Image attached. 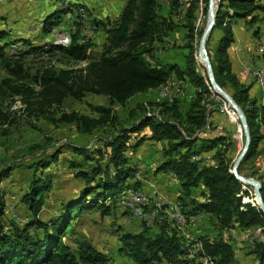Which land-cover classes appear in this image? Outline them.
I'll use <instances>...</instances> for the list:
<instances>
[{
    "label": "trees",
    "instance_id": "1",
    "mask_svg": "<svg viewBox=\"0 0 264 264\" xmlns=\"http://www.w3.org/2000/svg\"><path fill=\"white\" fill-rule=\"evenodd\" d=\"M171 1L173 8H181V0ZM208 1L184 2L187 8L181 17L185 21L176 17L186 29L184 65L178 62L164 63L156 56V44L164 41L177 25L172 17L160 15L158 0H127L114 22L96 20L99 27L104 28L106 40L103 51L94 59L88 56L92 41H79L83 14L73 15V7L77 4L68 3L43 21V29L49 33L70 12L78 27L70 45H39L23 37L9 39V32L0 29V62L18 80H24L27 73L20 57L7 54V47L12 42H24L32 53L54 55L59 52L82 64L79 68L46 67L38 71L34 78L37 88L27 81L13 84L11 79L5 80L13 93L22 94L29 104L33 98V103L40 110L61 105L67 98L82 99L90 93L105 95L110 102L125 105L138 94L157 92L172 76L184 79L197 88L194 97L185 105L181 98L173 102H159L154 95L151 98L160 107L161 118L144 110L128 125L121 123L116 113L105 105L93 107L97 116L63 113L61 121L77 123L86 132H93L108 124L114 127L115 132L106 138L103 147L95 151L98 154L96 166L78 172L77 176L85 182L82 189L74 197L63 200L57 213L48 221L39 216L44 205L43 194L51 186V179H47L44 173L58 159L59 150L31 165L33 175L21 201L32 216L24 224L11 222L6 229L3 215L7 204L0 186V264H105L109 257L92 241L77 240L78 247L73 250L64 237L79 212L98 207L103 215L111 214V205L124 188L140 186L138 181L133 184L127 182L135 177L137 168L129 161L126 152L136 150L149 140L163 144L156 172L172 174L179 181L176 199L182 210L180 213L186 217L197 213L210 214L216 220L218 233L197 237L202 242L186 240L190 235H184L177 227L173 228L164 221L155 231L147 227L136 234L122 237L131 257L141 264H190V260L184 257L188 242L189 247L202 244L200 254L215 264H236V246L226 238V232L257 227L264 233V213L253 203L243 202L244 197L252 195L232 174L234 162L228 154V138L218 132L208 134L206 128L208 112L203 100L211 94L212 88L206 71L201 73L198 65V44L204 29L197 30L196 19L200 8L204 7L207 11ZM263 18L264 0H219L216 27L222 29V34L213 51L209 48L210 39L208 41L217 80L226 90L227 84H230L229 92L243 108L249 122L252 141L239 167L240 173L244 162L258 153L259 144L264 138L261 133L264 103L258 104V100L250 95L253 85L241 80L233 67L229 49L237 39L232 21L248 20L250 24L257 25L253 26V34L259 35L264 34ZM257 41L262 42L259 38ZM142 103L130 109L131 116L143 108ZM145 103L148 105V102ZM7 119V114L0 113L1 122ZM74 149L89 158V150L77 146ZM208 152L211 155L204 156ZM105 155H108V160L102 164ZM13 169L10 165L0 170V184L11 175ZM259 178L263 179V176ZM262 192L264 197V181ZM254 252L255 261L252 264H264V243L258 244Z\"/></svg>",
    "mask_w": 264,
    "mask_h": 264
},
{
    "label": "rangeland",
    "instance_id": "2",
    "mask_svg": "<svg viewBox=\"0 0 264 264\" xmlns=\"http://www.w3.org/2000/svg\"><path fill=\"white\" fill-rule=\"evenodd\" d=\"M37 1L39 0H0V25L5 24L6 29L10 33L9 39L23 37L39 45L44 43L56 44L64 42L66 39H49V35L45 33L43 29L44 15L41 14V4ZM47 1H50V6H47L46 9H42V11L44 10L46 12L48 11L47 9L54 8V5L56 9H59L65 8L68 3L74 4V0ZM125 1L126 0H123L122 3H120L119 12L126 4ZM161 1L162 0H158L159 6L162 5ZM188 1L189 0H181V8L175 11L177 15H175V17H177V19L179 17L180 21H185L181 15H183L186 10ZM184 2L187 3L185 4ZM114 5L117 4L115 3ZM74 7H78V5ZM80 7H83L86 11L85 17L80 18V22H82V19L85 20L86 18L98 25L96 20L102 21V19L97 17V15L100 14L99 10H97L98 8L92 6L87 8L85 6ZM14 9L17 10L16 14L14 13L15 15L11 14L9 11ZM204 12L205 8L203 7L200 8L197 13L196 28L198 31L204 29L207 25L208 10L206 11L207 13ZM75 14L76 13L73 12V15ZM26 16L28 17V21H24L23 19ZM71 16L70 13L65 14L62 18V22L58 25L61 27V31H65L66 28L68 32L67 41L70 40L68 45H70L73 40V34L78 31V27L75 26V19ZM3 19H5L7 23H3ZM111 19L110 22H114L117 16L114 15ZM258 25H262V23ZM254 26L256 27L257 25ZM81 28L82 26L80 27V42L82 39ZM11 31L14 32L11 33ZM51 32H49V34ZM221 34L222 29L219 27L213 30L209 41L210 51L214 50ZM254 35L259 36V40L262 41V36L264 34L259 33V35ZM105 40L106 34L104 30L99 27V31L91 40L93 44L88 51L89 59L99 57L103 51ZM260 43L257 39L253 41V45ZM9 50H11V53H9ZM26 51H31V49L22 41L12 42L7 47V54L10 57L21 58L20 61L27 73V77L24 80H18L17 77L10 74L6 66L0 62V113L7 114L8 116L5 122L0 121V170L10 165L14 168L11 175L0 184L5 193L7 204L5 214L3 215L6 229H8L11 222L22 225L32 216L27 206L22 203L21 198L24 192L28 190L33 175L31 165L34 162L41 158L49 157L55 151H60L58 159L54 161L44 173L47 179H51V186L50 189L43 194L44 205L42 206L39 216L43 220L48 221L57 213L63 200L74 197L75 194L82 189L85 182L77 176L78 172L80 170H91L96 166L98 154H96L95 151L97 148L103 147L106 138L115 132L111 124L101 126V128L93 132H86L81 129L77 123L61 121L60 117L63 113L76 112L78 114L97 116L93 111V107L96 105H105L116 113L121 123L128 125L135 121L137 116L143 113L144 110H146L147 114H156L161 118L160 107L153 103L151 97H154L156 94H163L170 83H176L178 80L180 84L187 85V93L189 96L185 93L184 96L181 97V101H183L184 105L186 102L188 103V101H191L197 90L190 82L172 76L164 86L157 90V92H152L150 95L138 94L125 105L112 103L105 95L90 93L82 99L67 98L61 105H54L40 110L35 103H33V98L30 101L32 103L29 104L25 101L22 94L13 93L5 80L11 79L13 84H20L21 82L27 81L34 88H37L34 78L38 71L46 67L54 69L79 68L82 64L77 63L72 58L66 57L59 52H56L54 55H48L44 53H32V51L30 53H25ZM197 57L199 69L201 73H204L206 70L199 56V52ZM255 60L256 62L258 61L257 64L264 67L263 53L258 58H255ZM177 61L181 65H184L185 56L184 58L183 56L179 57ZM239 78L245 81L247 85L252 84L254 86L255 84V82L251 83L246 79ZM261 86L264 88L262 82ZM227 87L228 91H230V84H227ZM211 90V94L206 95L203 100L208 112L207 132L210 134L212 131H218V133L226 135L228 138L226 144H229L228 154L232 156V160L235 162L244 146L245 136L236 113L232 109H229L228 103L222 97L216 94L213 89ZM260 90L261 89L256 92L255 89H251L250 95L257 100L261 98L264 100V94H262ZM174 95H181V87H174ZM157 101L162 102L161 100ZM141 102H143V108H139L135 115L131 116L130 109ZM145 102H148V105ZM263 131L264 128L262 125L261 133ZM75 146L89 150V158L77 152L74 149ZM162 146V142L157 141L149 140L143 143L140 146V149L143 148L140 155L141 159L139 158L141 163L136 162L138 159L135 160L136 156H134L132 149L126 152L129 161L132 164L136 162L137 168L135 177L128 179V184H133L136 179H140L141 177L146 179V172H148V169L153 168L154 172H156V167L162 157ZM107 160L108 155H105L101 163L105 164ZM153 170L151 171L153 172ZM241 174L254 177L262 183L264 181L262 178H259L263 173L258 170L253 159L244 162ZM157 178L156 181L150 180L151 182L149 181L147 186L143 188L134 187L132 185L124 188V192H122L113 203L116 206L110 204L112 206L111 214L103 215L101 209L98 207L79 212L72 220L70 230L64 237V241L68 243L73 250L78 247L77 240L81 239L90 240L95 246L99 244V247L102 248L100 251L107 254L109 257V260L105 264H141L130 256L122 237L126 234H136L147 227H150L151 231H155L159 228V223L164 221H167L173 227V220H167L166 216L169 206L172 205L173 201L178 202L174 189L171 188L169 181L167 182V180H169V175L165 172H159ZM247 188L252 196L244 197L243 202H249V200L253 201L254 198V188L251 186H247ZM130 190H134L136 195H138L137 192L143 194L147 199L149 196L151 199L150 205H147L145 201H140V198L132 200V202H134L133 206H130L132 204L131 202L128 203V206L126 204H117L124 195L131 192ZM160 204L161 206H159ZM160 207L162 208L160 209ZM180 210L181 208L178 202V212H180ZM17 217L19 218L17 219ZM123 219L129 221H124ZM177 229L180 230V228ZM185 230L180 231L184 233ZM215 232L218 233L217 227ZM215 232L212 233L215 234ZM225 235L226 238L232 241L236 246V264H252L255 261L254 251L258 248V244L264 243V233L257 227L247 229L237 228L227 231ZM192 238H194V241H201L193 236H188L186 240ZM195 248L196 247H192L191 251L189 250L190 252L186 250L187 253L184 257L190 260V264H203L200 258H195L193 261ZM106 249H108L107 252H105ZM197 254L199 255L200 253L198 252ZM213 263L215 264V262Z\"/></svg>",
    "mask_w": 264,
    "mask_h": 264
},
{
    "label": "crops",
    "instance_id": "3",
    "mask_svg": "<svg viewBox=\"0 0 264 264\" xmlns=\"http://www.w3.org/2000/svg\"><path fill=\"white\" fill-rule=\"evenodd\" d=\"M75 1H77V2H75ZM122 1L123 0H74L73 2H74V4H77L80 6H85L86 8L89 6H92L94 8H98L97 10H99L100 14H98L97 17H99V19H102V21L101 20H99V21L106 23V22L112 20L111 18L114 15L117 16V18H118V16L120 15V13L122 11V9H121V11L119 12V9H120L119 5H120V3H122ZM126 1H125V3H126ZM37 2L39 4H41V12H42L41 14L44 15V20L48 15H50L51 13H53L54 11L57 10L55 5H54L53 6L54 8H49V9H47L48 11H46V12L44 10L42 11V9H46L47 6H50V1L39 0ZM171 2H172L171 0H162L161 1L162 5L161 6L158 5V11L162 17H167V18L172 17L173 20L177 23L176 27L169 32L168 36L165 37L164 41L156 44V50H155L156 56L164 63L178 62L177 61L178 58L182 57V56L184 58L185 54L187 53V50L184 48V44L186 42V39H185L186 29L182 25V23L176 19V17H175L176 9L173 8V5ZM115 3L117 5H114ZM9 11L11 12V14L15 15L17 10L14 9V10H9ZM68 13H70V12H68ZM82 16H83V18L85 17V15H82ZM23 19H24V21H28L27 16ZM3 20H4L3 23H7V21L5 19H3ZM232 26H233V29L235 31L237 41L239 43H241L243 45V47H245V45L252 44L253 41L255 39H258V37H259V36H255L254 34H252L254 29H255L253 27L254 25L250 24L248 22V20H246V19H234L232 21ZM263 27H264V25H263ZM0 29H4L8 32L5 24L0 25ZM60 29H61V27L56 26L52 30L53 31H61ZM101 29L104 30L103 27H101ZM98 30H99V27L97 28L96 33L98 32ZM263 31H264V29H263ZM13 32L11 31V33H13ZM47 34L49 35V33H47ZM48 37L50 39V36H48ZM263 41H264V35L262 36V42L260 44H262ZM68 42H70V40L67 41V39H66L64 42L56 43V44L68 45ZM232 46L230 47L229 52L231 54V61H232L233 67L236 70L238 68V66L241 64L242 59L245 57V52L244 51L232 52ZM259 56L260 55H258V54H252L251 58L256 62L255 58H258ZM263 56H264V54H263ZM261 58H262V56H261ZM252 89H255L256 92H258L259 89H261L260 92L262 94H264V88L262 86H260L259 84L255 83L254 86L252 87ZM256 96H257V94H256ZM262 103H264V100L261 98L258 100V104H262ZM263 128H264V124H263ZM262 133L264 134V131ZM142 150H143V148L140 149V147L136 150H133L134 156H136L135 160L138 159V160H136V162H138V163H141L139 158L141 159L140 155H141ZM253 161H254L255 165L257 166L258 170L261 173H263L262 176H263V180H264V138L261 140V142L259 144L258 153L253 158ZM136 162L134 164H136ZM151 170H153V168L147 170L148 172H146V179L141 177L140 179L135 180V181L139 182V185H140L139 187H142V188L146 187L150 180L156 181V179H158L157 175L159 173L154 172V170L152 172ZM168 175H169V180H167V182L169 181L171 188L174 189L175 195H176L177 191H178L177 187L179 185V181L174 176H172V174H168ZM152 187H154V186H152ZM208 215H210V214H208ZM18 218L19 217H17V219ZM215 221L216 220H215V218H213V216H208L202 222H199V223H196V224L189 226L183 234L184 235H190L193 237H199V236H204V235H208V236L216 235L217 232H215V230H216ZM212 232H215V234H213ZM193 239L194 238H192L191 240H193ZM96 246L99 250H102V248L99 247V244L98 245L96 244ZM106 250H108V249H106Z\"/></svg>",
    "mask_w": 264,
    "mask_h": 264
},
{
    "label": "water",
    "instance_id": "4",
    "mask_svg": "<svg viewBox=\"0 0 264 264\" xmlns=\"http://www.w3.org/2000/svg\"><path fill=\"white\" fill-rule=\"evenodd\" d=\"M208 21L207 25L203 30V33L200 37L199 44H198V52L204 53L205 58V70L207 74V79L209 82L210 87L213 89V91L218 94L220 97H222L230 106V109H232L236 114L237 118L239 119L241 128L243 129V133L245 136V142L244 146L237 156L233 167H232V174L240 181L242 182L245 187L251 186L254 188V200H249V202H252L253 205L257 206L263 213H264V197H263V183L254 178V177H248L240 173L239 167L246 157L249 148L251 146V133H250V127L247 115L243 108L237 103V101L234 99L232 94L226 90L217 80L213 62L211 59V56L209 54L208 50V41L211 37V34L216 27L217 23V14L219 10V0H209L208 1Z\"/></svg>",
    "mask_w": 264,
    "mask_h": 264
},
{
    "label": "built area",
    "instance_id": "5",
    "mask_svg": "<svg viewBox=\"0 0 264 264\" xmlns=\"http://www.w3.org/2000/svg\"><path fill=\"white\" fill-rule=\"evenodd\" d=\"M263 25H264V18H263ZM97 30V27H91V33L92 31ZM91 34L87 35L86 37H90ZM50 38H58V39H68V32L65 28V31H52V33L49 34ZM261 48H264V41L262 44H256L253 45H243L236 41L233 46H232V52H239V51H244L245 52V57L242 59L241 64L238 66L236 69V73L238 76H240L242 79H246L247 81L253 83H257L261 86V78L264 73V67L260 66L257 64L252 58V54H258L261 55ZM243 52V53H244ZM9 53H11V50H9ZM174 87H181V95H174ZM187 85L186 84H180V82L176 83H170L168 86L167 90L163 94H156L155 99L156 100H161L163 101H171L173 102L174 100L181 98L184 96L185 93H187ZM189 96V94L187 93ZM218 132V131H212L211 133ZM211 154L208 152L207 155H204L206 157H209ZM196 159L198 157H195ZM125 198H132L136 199V193H134V190H132L130 193H127L126 195L123 196V198L117 202V204H122L123 199ZM150 197L148 196V201L147 205H150ZM161 209V208H160ZM208 216L204 214L203 217H194L193 219H186L184 213L178 212V202L172 203V205L169 206L168 214H167V220H173L175 224H178L180 227V230H185L189 226L202 222L205 220ZM124 221H129L127 219H123ZM107 252V250L105 251ZM186 256V255H185ZM195 258H202L203 259V264H207L209 261H204V257L200 256L197 254L196 249L194 251V257L193 261Z\"/></svg>",
    "mask_w": 264,
    "mask_h": 264
},
{
    "label": "bare ground",
    "instance_id": "6",
    "mask_svg": "<svg viewBox=\"0 0 264 264\" xmlns=\"http://www.w3.org/2000/svg\"><path fill=\"white\" fill-rule=\"evenodd\" d=\"M217 1V0H216ZM186 4V3H185ZM185 8V7H184ZM74 11V13H76V14H79V15H85V10H84V8L83 7H74V9H73ZM91 27H97L98 28V25L97 24H95V23H93L91 20L89 21L88 19H86L85 18V20L83 19V23H82V39H81V42H86V41H91L94 37H95V33H96V31L97 30H94V31H92V33H91ZM89 34H91L90 35V37L88 38V37H86L87 35H89ZM264 51V48H261V54H262V52ZM199 56H200V58H201V60H202V62H203V65H204V67H205V58H204V53L203 52H199ZM261 82L264 84V73H263V76H262V78H261ZM228 107H229V109H230V106L228 105ZM237 115V114H236ZM242 132H243V129H242ZM131 191V190H130ZM124 192V191H123ZM137 192V191H136ZM137 194L138 195H136V199H132V198H126V199H123V203L122 204H126L127 206H128V203L129 202H131L132 204L130 205V206H133V204H134V202H132V200H137L138 198H140V201H145V202H147L148 201V199L143 195V194H141V193H138L137 192ZM254 200V199H253ZM255 202H256V200H254ZM121 205V204H120ZM159 206H161V204L159 205ZM160 208H162V207H160ZM127 209H128V207H127ZM204 214H206V213H197V214H195V215H192V216H190V217H186V219H193L194 217H203L204 216ZM160 219V218H159ZM173 222V221H172ZM173 227H177V228H180L179 226H178V224H175L174 222H173ZM189 244L190 243H186V245H185V248L187 247V251H191V248L192 247H196L195 249H196V251H197V253L199 252H201V250H202V244H200V243H196V244H194V246H192V247H189ZM194 249V248H193ZM189 251V252H190ZM191 254V253H190ZM200 256H203L204 257V261H209L207 264H213V262L207 257V256H205V255H201V254H199ZM200 260L203 262V259L202 258H200Z\"/></svg>",
    "mask_w": 264,
    "mask_h": 264
}]
</instances>
